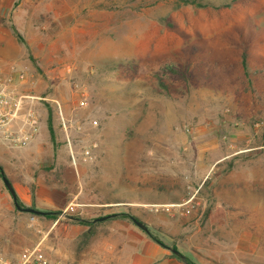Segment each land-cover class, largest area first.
<instances>
[{
  "label": "rangeland",
  "instance_id": "1",
  "mask_svg": "<svg viewBox=\"0 0 264 264\" xmlns=\"http://www.w3.org/2000/svg\"><path fill=\"white\" fill-rule=\"evenodd\" d=\"M18 72L40 130L0 167L55 217L0 175V255L264 264V0H0Z\"/></svg>",
  "mask_w": 264,
  "mask_h": 264
},
{
  "label": "built area",
  "instance_id": "2",
  "mask_svg": "<svg viewBox=\"0 0 264 264\" xmlns=\"http://www.w3.org/2000/svg\"><path fill=\"white\" fill-rule=\"evenodd\" d=\"M26 74L0 75V142L9 149L29 145L40 130L36 111L27 106L34 98L23 91ZM169 210V209H168ZM0 264H66L49 257L40 248L26 250L12 259L0 255Z\"/></svg>",
  "mask_w": 264,
  "mask_h": 264
},
{
  "label": "water",
  "instance_id": "3",
  "mask_svg": "<svg viewBox=\"0 0 264 264\" xmlns=\"http://www.w3.org/2000/svg\"><path fill=\"white\" fill-rule=\"evenodd\" d=\"M0 172H1V175H2L3 183H4L5 187L7 188V190L9 191V193H10L12 199H13L15 207L19 211L24 212V213L34 214V215H37V216H48V215L52 214L50 212H44V211H41V210H38V209H35V208H23V207H21L19 205V202H18V197H17L16 191H15L11 181L6 177L5 172H4V170L1 167H0ZM112 217H114V215L103 216V217L95 219L94 223L104 222V221H107L108 219H111ZM132 221L141 230H143L147 234H150V231H149V228L147 227V225H145L144 223L140 222L136 218H132ZM168 249L171 250L173 254L179 255V252L177 250L172 249V248H168ZM182 258H184V257L182 256Z\"/></svg>",
  "mask_w": 264,
  "mask_h": 264
},
{
  "label": "crops",
  "instance_id": "4",
  "mask_svg": "<svg viewBox=\"0 0 264 264\" xmlns=\"http://www.w3.org/2000/svg\"><path fill=\"white\" fill-rule=\"evenodd\" d=\"M21 15H22L21 13H20V14H16V17H17V16H21ZM3 17H6V14H5V15L3 14ZM17 24L20 25L19 23H17ZM20 26H21V25H20ZM40 138H41V137H39V138H38V139L32 144L33 147L31 146V147H32L31 149L34 150L36 147H39V146L41 145V144H40V141H41ZM38 159H40V157H38L37 160L34 159L33 161H35V163H37ZM37 165H38V164H37Z\"/></svg>",
  "mask_w": 264,
  "mask_h": 264
},
{
  "label": "trees",
  "instance_id": "5",
  "mask_svg": "<svg viewBox=\"0 0 264 264\" xmlns=\"http://www.w3.org/2000/svg\"><path fill=\"white\" fill-rule=\"evenodd\" d=\"M243 64L245 65V67L247 66V62H246V60L244 59L243 60ZM0 175H1V172H0ZM1 177H2V175H1ZM20 205V204H19ZM21 206V205H20ZM22 207V206H21ZM50 217H52V218H54L55 217V215L54 214H52V215H50ZM185 262L187 263V264H194L193 262H191V260H189L188 258H186L185 259Z\"/></svg>",
  "mask_w": 264,
  "mask_h": 264
}]
</instances>
